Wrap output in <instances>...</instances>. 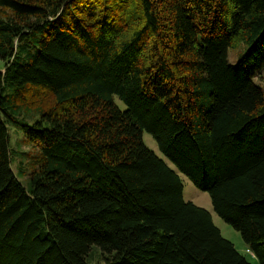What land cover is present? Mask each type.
I'll list each match as a JSON object with an SVG mask.
<instances>
[{"label":"trees","instance_id":"trees-1","mask_svg":"<svg viewBox=\"0 0 264 264\" xmlns=\"http://www.w3.org/2000/svg\"><path fill=\"white\" fill-rule=\"evenodd\" d=\"M263 72L264 0H0V264H264Z\"/></svg>","mask_w":264,"mask_h":264},{"label":"rangeland","instance_id":"rangeland-1","mask_svg":"<svg viewBox=\"0 0 264 264\" xmlns=\"http://www.w3.org/2000/svg\"><path fill=\"white\" fill-rule=\"evenodd\" d=\"M247 47H248V45L246 43H239V44H237L236 47L229 48L228 60L233 66H235L238 63V61L240 60V57L247 50ZM256 81L259 84H261L262 86H264V72H263L262 76H260L256 79ZM44 99H45V103H46V101H47L46 99H48V98L45 97ZM117 103L121 106V108H125V104L121 100L117 99ZM143 137H144L145 143L151 149H153L159 156L165 158L163 153L160 151L156 140L147 130L143 131ZM10 138H11L12 145H13L14 149L17 150V152L18 151L22 152L23 156H21L18 153L21 156V158L25 157V152H28L29 148H33V147H30V145H27L28 143L26 142L24 134L20 130H18L17 128H14L12 126H10ZM168 162L170 165L173 166V164L170 161H168ZM181 177L183 178L182 182H183L184 199L185 200H191V201L195 202L196 204L210 210L212 213V216H213V221L220 228L223 236L225 238L231 240L234 243V245L236 246V248L239 251H241L242 253L246 254V256L251 261H257V258L254 255V253L249 250V247H248L247 243L245 242V240L243 239L241 232L238 231L237 229H235L231 224L226 222L214 210V207L212 205V201H211V197H210L209 193L204 191V190L199 189L193 183V181L189 177H187L186 175L181 174ZM96 258H98L97 254H95L94 259H96Z\"/></svg>","mask_w":264,"mask_h":264}]
</instances>
